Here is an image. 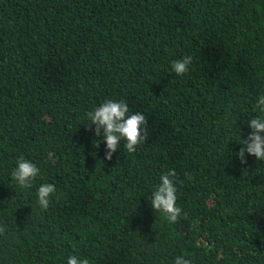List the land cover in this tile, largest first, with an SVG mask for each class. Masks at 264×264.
Returning <instances> with one entry per match:
<instances>
[{
	"label": "trees",
	"instance_id": "16d2710c",
	"mask_svg": "<svg viewBox=\"0 0 264 264\" xmlns=\"http://www.w3.org/2000/svg\"><path fill=\"white\" fill-rule=\"evenodd\" d=\"M261 95L264 0H0V264H264V161L238 156ZM106 100L148 121L111 161L86 125ZM170 170L176 223L150 204Z\"/></svg>",
	"mask_w": 264,
	"mask_h": 264
},
{
	"label": "clouds",
	"instance_id": "9594fccd",
	"mask_svg": "<svg viewBox=\"0 0 264 264\" xmlns=\"http://www.w3.org/2000/svg\"><path fill=\"white\" fill-rule=\"evenodd\" d=\"M192 63L191 56H185L182 60L173 61L172 69L183 76L188 73V66ZM256 108L264 113V95L258 97ZM87 126L94 125V133L101 136L103 130V141L106 142L105 159L111 161L113 154L123 147L129 153H135L137 147L147 141L148 121L141 112H130L129 105L123 100H106L104 103L95 107L87 113ZM249 127L251 132L247 139L242 143L238 156L241 163H247L245 153L254 156L258 161H264V115L254 117L250 120ZM100 141H94V146L99 147ZM17 167L12 172V178L20 188L32 187V182L40 175V169L31 161L20 157L16 161ZM190 180L191 176L188 177ZM56 192V187L52 183H43L37 192V203L40 208L47 210L50 197ZM176 173L170 170L162 173L160 183L152 193L150 201L154 212H162L171 223H176L181 215V209L176 206ZM5 233V228L0 226V235ZM67 264H89L87 259H80L73 255L67 259ZM174 264H192L190 259L177 256Z\"/></svg>",
	"mask_w": 264,
	"mask_h": 264
}]
</instances>
